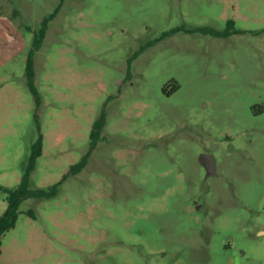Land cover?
<instances>
[{
	"label": "rangeland",
	"instance_id": "374dc122",
	"mask_svg": "<svg viewBox=\"0 0 264 264\" xmlns=\"http://www.w3.org/2000/svg\"><path fill=\"white\" fill-rule=\"evenodd\" d=\"M40 137L1 264H264V0H0V216Z\"/></svg>",
	"mask_w": 264,
	"mask_h": 264
},
{
	"label": "trees",
	"instance_id": "16d2710c",
	"mask_svg": "<svg viewBox=\"0 0 264 264\" xmlns=\"http://www.w3.org/2000/svg\"><path fill=\"white\" fill-rule=\"evenodd\" d=\"M52 17L53 15H49L47 18H44L42 20L40 29L37 32H35L33 35L32 50L26 59V78H27L29 89L35 96H37V93L33 86V79H34L33 59H34L35 53L40 49L43 43L45 33L47 30V26H48V21L52 19ZM98 122L99 121H96V123L94 124L93 131H95L96 127L99 126ZM41 152H42V138L40 137L39 140L32 147V152H31L30 158L28 160V163L25 168V172L23 174L20 184L14 190L5 189L6 191H8L9 197H8V207L5 213L2 216H0V255L2 253V250H1L2 238L6 232H8L9 230L15 227L17 219H18V208H19L20 203L25 198H28V197L50 198L55 194L57 190L58 184L52 186L47 191L42 190V189L41 190L40 189L31 190L30 189V186H29L30 175L35 169L36 160L41 156ZM88 156L89 154L86 155L84 158H82L78 164L72 166L70 172L83 169V167L86 164V160Z\"/></svg>",
	"mask_w": 264,
	"mask_h": 264
},
{
	"label": "water",
	"instance_id": "95a60500",
	"mask_svg": "<svg viewBox=\"0 0 264 264\" xmlns=\"http://www.w3.org/2000/svg\"><path fill=\"white\" fill-rule=\"evenodd\" d=\"M199 163L205 168L206 176L215 173V161L209 154H201L199 157Z\"/></svg>",
	"mask_w": 264,
	"mask_h": 264
},
{
	"label": "flooded vegetation",
	"instance_id": "af4514ba",
	"mask_svg": "<svg viewBox=\"0 0 264 264\" xmlns=\"http://www.w3.org/2000/svg\"><path fill=\"white\" fill-rule=\"evenodd\" d=\"M213 175V174H212ZM210 176V175H209ZM208 177V176H207Z\"/></svg>",
	"mask_w": 264,
	"mask_h": 264
}]
</instances>
